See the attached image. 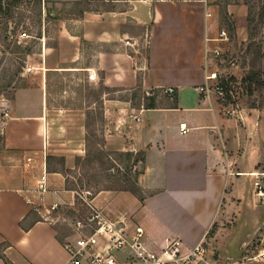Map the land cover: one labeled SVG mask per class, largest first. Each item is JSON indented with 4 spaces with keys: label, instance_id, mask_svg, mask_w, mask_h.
<instances>
[{
    "label": "crops",
    "instance_id": "1",
    "mask_svg": "<svg viewBox=\"0 0 264 264\" xmlns=\"http://www.w3.org/2000/svg\"><path fill=\"white\" fill-rule=\"evenodd\" d=\"M43 1L59 6L83 0ZM142 4L143 19L149 22L145 56L138 54L136 36L122 29L123 20L118 18L84 12L76 18L80 32L67 28L75 42V60L86 57L85 46H97L86 64L95 85L119 91L176 88L163 100L155 98V107H136L127 97L103 96L105 148L143 152L144 160L138 193L104 189L90 202L111 221L125 222L131 229L141 225L147 251L160 253L175 238L183 241L184 250L204 240L206 263L202 264H264L260 256L264 204L255 186L258 178L264 180V106L245 105L227 113L214 97L200 93L206 49L219 45L214 40L219 31L216 5L206 0H143ZM226 9L237 38L247 40L248 6L232 1ZM8 117L12 124L5 148L31 159L41 154V173L45 165L48 171V201L64 199V191L71 190L47 157L59 155L66 168L76 166L77 158L86 153L85 112L71 110L62 117L66 132L58 147L52 144L54 121L42 87L18 89ZM33 163L25 162L14 174L0 173V264H6L5 259L13 264H68L55 224L31 220L25 194L35 185L25 183L24 174ZM133 255L130 247L120 251L118 264H145Z\"/></svg>",
    "mask_w": 264,
    "mask_h": 264
},
{
    "label": "rangeland",
    "instance_id": "2",
    "mask_svg": "<svg viewBox=\"0 0 264 264\" xmlns=\"http://www.w3.org/2000/svg\"><path fill=\"white\" fill-rule=\"evenodd\" d=\"M206 1L216 5L218 12L219 31L214 40H218L216 43L219 45L213 48L220 50V54L210 52L206 56L205 73L217 72L218 77L225 82L227 92L233 93L234 97L231 98L235 104L230 109L245 105L264 106V0H251L254 21L250 30L248 27L249 37L245 41L235 35L234 22L226 9L228 2L243 0ZM5 2L11 5L12 12L6 16L0 15V173L14 174L20 165L35 160L34 166L31 164L25 171V183L35 185L41 174V154L31 159L24 152L5 148L6 134L12 124L5 112L10 111L18 89L42 87L47 91V103L54 121L52 144L57 147L62 145L65 138L63 125L66 123L62 117L71 110L82 109L85 112L86 153L81 161L78 157L75 167L66 168L63 157L54 154H48L47 157L51 167L66 171L70 187L76 189L64 191V199H56L59 201V209L52 212L58 235L66 241L74 235L73 220H84L90 214V207L84 198L89 201L93 194L91 192L103 186L130 187L127 180H133L136 171L143 166L142 161L133 164L135 156L130 159L127 155L119 156L115 153L101 156L102 150L114 152L105 148L107 120L103 110V96L127 97L134 106L140 107L147 106L155 98L163 100L167 95L164 89L119 91L103 84L95 85L86 69L89 65L86 64L97 46L91 43L85 46L86 57L75 60V42L69 39L67 28L72 32H80L76 18L84 12L118 18L123 20L122 29L136 36L135 44L140 47L138 54L145 56L149 22L143 19V0H83L59 6H48L43 0L42 3L37 0ZM223 30L227 39L221 41L219 38ZM47 47L49 54L46 60ZM259 48L261 57H257ZM251 71L258 72L259 82H254L250 90L242 79ZM37 142L40 143V136ZM44 145L46 147V139L43 141V150L46 149ZM91 158L93 161L89 162ZM31 213V220L41 218L34 210Z\"/></svg>",
    "mask_w": 264,
    "mask_h": 264
},
{
    "label": "built area",
    "instance_id": "3",
    "mask_svg": "<svg viewBox=\"0 0 264 264\" xmlns=\"http://www.w3.org/2000/svg\"><path fill=\"white\" fill-rule=\"evenodd\" d=\"M220 40L227 39L225 30L221 32ZM208 40V39H207ZM130 44V41H126ZM220 54V50L206 49L209 53ZM200 93L206 98L214 97L227 113L235 109V101L232 100L233 93L227 92V86L219 77L217 72L205 75V82L199 86ZM176 88L167 86L164 88L166 94H174ZM237 98H235L236 100ZM235 112V111H234ZM8 115V111L5 112ZM136 119H140L136 116ZM181 128L187 132L186 124ZM256 194L264 202V180L258 178L255 181ZM23 191V189H22ZM50 192L48 171L46 165L38 176L36 184L25 194L26 202L31 209L41 215L40 220L54 223L52 212L59 209V201H48ZM85 203L90 207V214L86 219L73 220L72 238L63 241V247L68 253V264H118L117 253L130 247L134 251L133 259L145 264H202L206 263V247L204 240L195 246L184 250L183 241L179 238L171 239L160 253L147 251L142 238L144 228L135 225L133 229L125 222H115L107 219L102 212L93 206L86 198ZM264 257V252L260 253Z\"/></svg>",
    "mask_w": 264,
    "mask_h": 264
},
{
    "label": "trees",
    "instance_id": "4",
    "mask_svg": "<svg viewBox=\"0 0 264 264\" xmlns=\"http://www.w3.org/2000/svg\"><path fill=\"white\" fill-rule=\"evenodd\" d=\"M38 3H42V0H37ZM243 2L248 6V27H249V30L252 28V23L254 21V19L252 18V6H251V0H243ZM12 12V9H11V5L10 4H6L5 0H0V15L2 16H6V15H9L11 14ZM262 17H264V10H263V15ZM257 57H261V50L260 48L257 49ZM258 73V72H257ZM256 72L254 71H251L249 73V75H245L242 79V82L244 83H247L248 84V88L251 90L252 86H253V83L254 82H259V79H258V75ZM148 107H155V103H154V100H151V102H149V104L147 105ZM112 153H115L117 155H127V157L130 159L131 157H134L135 156V160L133 162V164H137L138 162L140 161H143L144 160V153L143 152H133V151H114V152H109V151H100V154L101 156H104V155H108L110 156ZM89 162L93 161L92 158L91 159H88ZM79 161H81V158H79ZM63 162H64V158H63ZM49 163V161H48ZM61 172L63 173V175L65 176L66 178V189L68 190H76L75 188H71L70 187V179L69 177L67 176L66 174V171H62ZM142 173V169L139 170V171H136L135 173V178L133 180H131L130 178L127 180L128 181V184L130 185V187H127V186H120V187H112V186H103L101 188H98L96 189L94 192H91L90 189H87L88 192H91L93 194H91V197L96 194L97 192L101 191V190H104V189H120V190H130L132 192H135V193H138L139 191V187H138V178L140 176V174ZM36 220H40V218L36 219ZM5 262L6 264H13L11 263L8 259H5Z\"/></svg>",
    "mask_w": 264,
    "mask_h": 264
},
{
    "label": "water",
    "instance_id": "5",
    "mask_svg": "<svg viewBox=\"0 0 264 264\" xmlns=\"http://www.w3.org/2000/svg\"><path fill=\"white\" fill-rule=\"evenodd\" d=\"M48 6H52L51 3H47Z\"/></svg>",
    "mask_w": 264,
    "mask_h": 264
}]
</instances>
